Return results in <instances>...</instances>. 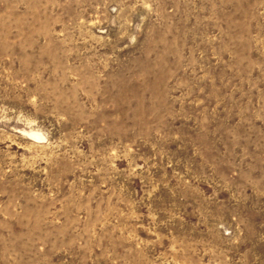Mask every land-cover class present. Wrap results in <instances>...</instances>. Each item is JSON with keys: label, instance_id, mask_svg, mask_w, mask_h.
Listing matches in <instances>:
<instances>
[{"label": "rangeland", "instance_id": "374dc122", "mask_svg": "<svg viewBox=\"0 0 264 264\" xmlns=\"http://www.w3.org/2000/svg\"><path fill=\"white\" fill-rule=\"evenodd\" d=\"M0 264H264V0H0Z\"/></svg>", "mask_w": 264, "mask_h": 264}]
</instances>
